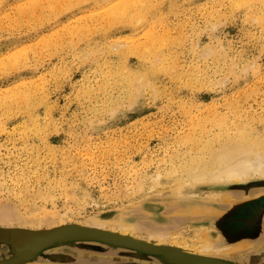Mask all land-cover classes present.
<instances>
[{"label":"rangeland","instance_id":"obj_1","mask_svg":"<svg viewBox=\"0 0 264 264\" xmlns=\"http://www.w3.org/2000/svg\"><path fill=\"white\" fill-rule=\"evenodd\" d=\"M238 131L264 137V0H0V263L74 226L264 264V216L241 213L264 178L174 189ZM14 264L176 263L69 239Z\"/></svg>","mask_w":264,"mask_h":264},{"label":"bare ground","instance_id":"obj_2","mask_svg":"<svg viewBox=\"0 0 264 264\" xmlns=\"http://www.w3.org/2000/svg\"><path fill=\"white\" fill-rule=\"evenodd\" d=\"M242 136H247V137H242ZM206 143H205V148L207 152L206 154L207 156H205L206 159H202V157L201 158L199 157L198 160H193L189 164V167L187 166V168L182 169L186 177L184 179L176 178L177 182H175V184L176 183L177 184H176V188H174L176 192L175 191L174 192L175 194H177V196L181 195L183 189L194 188L198 185H203V184L213 185L220 183L230 184V182L241 184L252 179V177H258L260 179L264 178V137L250 138L246 132L238 131V135L236 137H234L232 140H229L227 142L224 141L223 143H219L218 144L219 146L217 148H213L214 146L212 147L210 144H206ZM171 174L173 175V172ZM248 189L249 188H246V191H248ZM236 192L242 193L243 190H237ZM151 207L155 208L154 206ZM197 209H198L197 207L193 206V207H188V209H182L180 210V212L183 214L182 216L184 217L186 216L188 218L190 216L193 217V215L198 216L203 211L201 209L200 210ZM204 212L205 211H203V213ZM203 213L201 214L203 215ZM95 227L100 228L101 226H95ZM111 228H113V232H115L114 230H118V231L120 230L121 234L129 235V233L131 232V231L128 232L130 228L121 224H117V225L114 224V226ZM152 230L153 231L148 234L150 238L163 239V237H166V234H163L161 231L157 229H152ZM199 249H200L199 253L203 255L211 254L213 252L210 251L209 253L208 247H200ZM218 251L220 250L214 249V252H218ZM198 263L199 262H196V264Z\"/></svg>","mask_w":264,"mask_h":264},{"label":"water","instance_id":"obj_3","mask_svg":"<svg viewBox=\"0 0 264 264\" xmlns=\"http://www.w3.org/2000/svg\"><path fill=\"white\" fill-rule=\"evenodd\" d=\"M32 239V240H31ZM69 239H91V240H100L109 242L115 245L124 246L127 248L138 249L143 252L151 253V254H161L168 257L173 263L176 264H227L218 260H210V259H200L193 258L186 255H182L174 250L168 248L161 247H152L149 245L142 244L139 241H136L131 238L122 237L119 235L109 234L102 231L90 230L81 227H63L56 230H52L50 232L44 234H30L27 240V249L24 254L15 258L12 261L7 263L0 264H14L21 260L30 258L36 249L41 246H47L53 242H59ZM32 248V249H31ZM195 262V263H194Z\"/></svg>","mask_w":264,"mask_h":264},{"label":"flooded vegetation","instance_id":"obj_4","mask_svg":"<svg viewBox=\"0 0 264 264\" xmlns=\"http://www.w3.org/2000/svg\"><path fill=\"white\" fill-rule=\"evenodd\" d=\"M246 210L248 211L250 217H259V216L262 217V216H264V209H262L261 206L259 207L258 203L256 205H253L251 207H248V208L242 210L241 213H244V211H246ZM251 210H252V213H250ZM254 231H256V230L254 229ZM254 231L249 230V231L244 232L245 236H243L242 238L255 239L258 236V233H257V231L256 232H254ZM256 233H257V235H256Z\"/></svg>","mask_w":264,"mask_h":264}]
</instances>
